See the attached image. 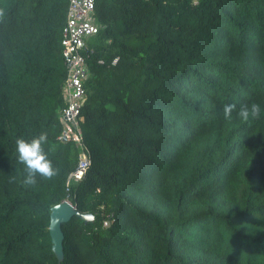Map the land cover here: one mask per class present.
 Listing matches in <instances>:
<instances>
[{"label":"trees","instance_id":"trees-1","mask_svg":"<svg viewBox=\"0 0 264 264\" xmlns=\"http://www.w3.org/2000/svg\"><path fill=\"white\" fill-rule=\"evenodd\" d=\"M67 5L0 0V264H264V0H95L90 163L68 190ZM253 103L259 117L239 119ZM41 132L59 174L29 187L15 142ZM64 200L92 219L61 225L58 260L50 211Z\"/></svg>","mask_w":264,"mask_h":264},{"label":"built area","instance_id":"built-area-1","mask_svg":"<svg viewBox=\"0 0 264 264\" xmlns=\"http://www.w3.org/2000/svg\"><path fill=\"white\" fill-rule=\"evenodd\" d=\"M95 0H68L66 22L62 31V53L66 67L63 82L64 105L60 110L63 127L58 135L61 142H72L79 148L78 163L66 179L68 190L73 182L81 180L90 163L89 151L83 143L81 130L82 107L86 100V82L90 76L88 56L90 40L102 25L94 19ZM117 58H114L115 63Z\"/></svg>","mask_w":264,"mask_h":264},{"label":"clouds","instance_id":"clouds-1","mask_svg":"<svg viewBox=\"0 0 264 264\" xmlns=\"http://www.w3.org/2000/svg\"><path fill=\"white\" fill-rule=\"evenodd\" d=\"M4 16V11L0 9V17ZM236 111L235 104H225L223 115L225 119H231L233 112ZM260 105L253 103L251 106L243 105L236 111V115L242 121L250 118H258L260 115ZM48 133L41 132L30 141L23 138L16 140V153L18 163L24 166L25 178L23 184L29 187L37 184V177L44 180H51L59 174V169L53 165L49 159L45 145L48 143Z\"/></svg>","mask_w":264,"mask_h":264},{"label":"water","instance_id":"water-1","mask_svg":"<svg viewBox=\"0 0 264 264\" xmlns=\"http://www.w3.org/2000/svg\"><path fill=\"white\" fill-rule=\"evenodd\" d=\"M73 216L82 220L88 221L92 219L90 214L80 213L68 201L64 200L61 203L54 205L50 211L49 234L52 244V251L58 258H63V233L61 225L67 223Z\"/></svg>","mask_w":264,"mask_h":264}]
</instances>
